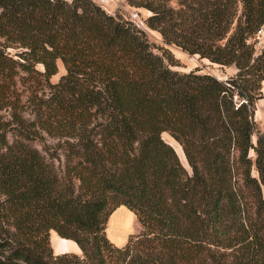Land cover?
Masks as SVG:
<instances>
[{"label": "trees", "instance_id": "obj_1", "mask_svg": "<svg viewBox=\"0 0 264 264\" xmlns=\"http://www.w3.org/2000/svg\"><path fill=\"white\" fill-rule=\"evenodd\" d=\"M126 1L164 43L236 71L173 68L167 46L91 0H0V264H264V0ZM20 70L48 87L31 118L12 95ZM120 204L140 229L117 245L105 229ZM52 232L81 254L54 253Z\"/></svg>", "mask_w": 264, "mask_h": 264}, {"label": "rangeland", "instance_id": "obj_2", "mask_svg": "<svg viewBox=\"0 0 264 264\" xmlns=\"http://www.w3.org/2000/svg\"><path fill=\"white\" fill-rule=\"evenodd\" d=\"M118 3L121 6H118L116 8V13L117 14H126L128 15V11L132 10V7H135L139 11V15L144 19L145 16L149 14V9L145 7H138L134 5L128 6V2L126 0H117ZM114 4L111 6L113 7ZM110 6V7H111ZM122 11V12H121ZM146 32V35L149 39V41L153 44V48L155 51L160 52V49L158 46L164 45L167 46L170 51L173 53L175 59L178 61V65H172L173 68L176 69H181V70H188L194 67H197L199 71H208L211 72L217 76L220 77H226L228 75H232L235 73V70H231L230 68L226 67L227 65L220 66L218 63H211L206 57H199L198 54H189L186 51H183L180 47L174 45V44H166L163 42L161 34L150 27H148L146 24L143 28ZM256 43H255V48L256 51H259L262 47H264V34L260 36H256ZM8 50L13 53L15 49L13 47H9ZM41 67V65H38ZM65 72V68L62 64L61 61H58V72L55 73L54 75L51 76L50 80L52 82H56L60 76L61 73ZM25 72L19 71L18 75L14 77V83H13V97L16 98L18 101V108L22 115L26 117H33V108H35V100L41 99L42 97L46 96L48 94V87L45 82H43L41 79V76L38 78H34L32 76H24ZM262 89V87H261ZM263 96L264 97V92L262 90ZM261 98V97H260ZM259 99V98H258ZM257 99V100H258ZM10 108L5 106V107H0V125H2L3 122H9L10 120ZM258 106L255 103V110H254V121H255V129L256 132L252 135L253 141L256 140V136L258 132H262L264 130V111H263V116L260 117L258 115ZM258 117V118H256ZM36 132L40 135L39 137H42L44 140V143L47 148H52L53 145L56 142V138L48 135L46 132L42 131L39 127L34 126ZM164 137L169 140V142L175 146V149L181 159V161L184 163L186 167L189 168L188 163L186 161V158L183 154L182 148L176 144L173 139L170 137V135L167 132L163 133ZM43 141H41V144ZM49 146V147H48ZM250 154H253V150L250 149L249 151ZM252 173L256 174V170L252 169ZM108 221V220H107ZM132 224V225H131ZM130 226L134 227L135 229L132 231V233H137L140 229V226L138 224V220L136 219V222L130 221L129 223ZM107 227V225H106ZM106 235L108 236L107 229H105ZM131 233V232H130ZM56 234V233H54ZM59 238H61L58 235ZM62 239V238H61ZM110 239V238H109ZM111 240V239H110ZM68 240H59V239H54V244L56 245L57 249L59 250L62 247V244L65 243ZM112 241V240H111ZM59 244V245H58ZM81 254V252H80ZM113 264L112 262H110Z\"/></svg>", "mask_w": 264, "mask_h": 264}, {"label": "crops", "instance_id": "obj_3", "mask_svg": "<svg viewBox=\"0 0 264 264\" xmlns=\"http://www.w3.org/2000/svg\"><path fill=\"white\" fill-rule=\"evenodd\" d=\"M231 70H235L233 65L226 66ZM262 90L264 92V79L261 81ZM256 105L258 106L260 117L263 116L264 111V97L259 98L256 100ZM258 118V117H256ZM136 215L135 213L130 210L126 205L120 204L118 205L109 215L107 221V232L109 238L117 245H122L126 240L130 232H132L135 228L130 226V221L136 222ZM132 225V224H131ZM52 231H55L52 229ZM56 232H52L51 238V246L53 248L54 253L64 252V251H74L77 253L81 252L80 247L76 243L75 240L71 238H65L64 240H68L62 244V247L58 250L56 245L54 244V239L62 240L58 237V234H54Z\"/></svg>", "mask_w": 264, "mask_h": 264}, {"label": "built area", "instance_id": "obj_4", "mask_svg": "<svg viewBox=\"0 0 264 264\" xmlns=\"http://www.w3.org/2000/svg\"><path fill=\"white\" fill-rule=\"evenodd\" d=\"M68 1H71V0H68ZM91 1L99 5L100 7H102L106 12L113 13V14L116 12V8L118 6H121L117 0H91ZM112 4H114L113 7L111 6ZM128 6H130L129 3H128ZM127 14L128 15L126 14H122V15L123 17L129 19L136 27L141 28V29L144 28L145 21L139 15L138 9H136L135 7H132V10H129ZM263 34H264V24H262L256 31L257 36H260Z\"/></svg>", "mask_w": 264, "mask_h": 264}, {"label": "bare ground", "instance_id": "obj_5", "mask_svg": "<svg viewBox=\"0 0 264 264\" xmlns=\"http://www.w3.org/2000/svg\"><path fill=\"white\" fill-rule=\"evenodd\" d=\"M174 141V140H173ZM176 144H178L176 141H174ZM178 146L181 148V146L178 144ZM57 234V233H56ZM59 245V244H58Z\"/></svg>", "mask_w": 264, "mask_h": 264}]
</instances>
